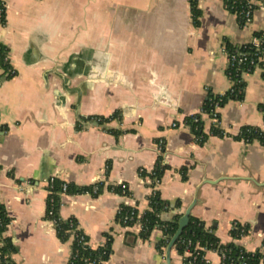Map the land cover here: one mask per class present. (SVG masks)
Here are the masks:
<instances>
[{
  "label": "crops",
  "instance_id": "obj_1",
  "mask_svg": "<svg viewBox=\"0 0 264 264\" xmlns=\"http://www.w3.org/2000/svg\"><path fill=\"white\" fill-rule=\"evenodd\" d=\"M4 2L0 43L14 74L0 67V203L11 217L3 235L17 247L16 264L68 262L72 239L60 240L45 216L50 177L104 183L97 196L63 195L59 208L92 248L111 237L104 264H165L155 246L160 230L142 239L139 226L116 220L122 204L141 215L154 189L165 201L179 199L182 212L195 201L190 215L222 243L233 222L248 225L237 242L264 255V144L236 137L246 125L264 128L261 71L243 75L242 100L220 106L222 136L201 114L208 93L230 86L226 42L246 44L264 26V13L243 25L222 0ZM195 114L202 143L184 123ZM96 117L111 118L94 125ZM158 157L167 168L154 184L139 172H150ZM122 183L128 196L107 188ZM205 259L221 264L215 250ZM170 261L183 264L174 248Z\"/></svg>",
  "mask_w": 264,
  "mask_h": 264
},
{
  "label": "trees",
  "instance_id": "obj_2",
  "mask_svg": "<svg viewBox=\"0 0 264 264\" xmlns=\"http://www.w3.org/2000/svg\"><path fill=\"white\" fill-rule=\"evenodd\" d=\"M191 4L194 22L197 23L195 16L198 14V11L195 8L194 2ZM0 23L1 25L5 23L4 0H0ZM253 34L258 33L254 32ZM225 48L229 53L244 51L249 57H256L257 53H259V50L251 47V45L247 43L235 46L226 42ZM7 54L8 48L0 43V67L4 71L12 68L9 64ZM13 74L14 72L8 73L7 77H11ZM236 85L242 88V93L237 97L227 93L223 96L222 100L219 101L220 106L225 104L228 100H242L244 81L236 83ZM217 100L218 98L214 94L208 93L201 109L205 113L211 112ZM261 108L264 110V106ZM195 117H198V121H194L192 115L186 117L185 121L189 125V129L192 133L200 138L198 142L202 143L206 137L202 132V119L198 114H195ZM110 118L111 117H96V120L99 124H103L108 122ZM211 133L219 136H222L223 134L218 127L214 126L211 127ZM236 137L247 142L258 140L264 144V130L257 126L246 125L241 127ZM166 168L167 166L162 164L161 157H158L156 165L150 172H146L142 169L140 170L139 175L141 177L148 176L153 183L159 182ZM183 171L185 172V169H183ZM184 172L183 177H185ZM63 184L66 185V194L89 193L92 196H97L103 191L104 183L97 182L87 186H76L72 183L54 178L48 187L49 190H51V193L46 197L45 212L46 218L53 221L57 237L62 241H66L69 238L72 239L70 256L67 264H104L111 253V237L105 235L104 243L96 248H92L88 243V237L78 228V222L75 218L70 217L63 219L60 217L59 208L61 200L58 193ZM93 186L97 187L96 192H92ZM107 188L117 194H122L123 191H125L124 193L129 194L128 187L125 183L109 185ZM148 200V209H146L138 219L141 223L139 236L142 239H147L154 229L160 230L161 237L156 242L155 246L160 255H163L167 244L178 227V221L183 215V212L180 211L181 201L179 199H176L173 203L165 201L161 199L159 191L157 190L149 196ZM120 207L121 210L117 211L116 220L124 226H133L137 221L136 217L127 219L125 223H122V218L126 215H131V212L134 211L133 207L126 204H122ZM136 211L137 210H135V212ZM165 212H172L169 219L162 218V214ZM10 220L11 217L6 211L5 206L0 203V264H16L11 259V254L17 251V247L12 242L11 238L3 235ZM248 231V225L233 222L229 230L230 240L226 243H222L219 237L215 234L213 227H206L203 220L189 215L188 223L175 241L173 248L178 255L181 256L183 264H205L201 258L206 250L217 251L221 257V264H260L261 262H264V255L258 251H248L237 242V240L243 235H246ZM186 250L189 251V254H186Z\"/></svg>",
  "mask_w": 264,
  "mask_h": 264
},
{
  "label": "built area",
  "instance_id": "obj_3",
  "mask_svg": "<svg viewBox=\"0 0 264 264\" xmlns=\"http://www.w3.org/2000/svg\"><path fill=\"white\" fill-rule=\"evenodd\" d=\"M224 3L225 8L236 15V17L239 19V21L243 25H248L252 23L254 13L256 11H260L264 13V0H222ZM1 26V23H0ZM258 34H253L250 38V40L247 42V44H250L251 47L256 48L259 50V53H257L256 57H249L246 52L244 51H237L233 53L227 52L226 48L224 47V52L227 55V68H226V75L230 81V86L227 90L221 91L218 93H215L214 95L218 98V100L215 102L214 108L211 112L205 113L201 109V114H204L208 117V119L211 121L212 126L217 127L218 126V110L220 108L219 101L222 100L223 96H225L227 93L234 95V97H237L240 93H242V88L236 85V83L243 82V75L245 73H250L255 69H259L262 73V76L264 77V26L259 30L256 31ZM8 58V55H7ZM14 70L12 68H9L7 71H5L6 74L13 73ZM238 100V99H235ZM192 118L194 121H198V117H195V115H192ZM185 125L189 127V125L184 121ZM175 126V124H173ZM264 130V128H262ZM195 140L198 142L200 138L198 136H194ZM158 149L161 152L163 147V141H158L157 143ZM54 177H50L48 179V187L51 184ZM157 182H154V184ZM48 195L51 193V190H47ZM97 187L93 186L92 192H96ZM156 190L152 193H154ZM123 193L121 195L128 196L129 194ZM66 194V185L63 184L61 190L59 191L58 195L61 198L63 195ZM89 194V193H88ZM134 211L131 212V215H126L124 218H122V223H125L127 219H132L133 217H136L137 221L133 225H137L141 227V223L139 222L140 215L138 214V211L135 212L136 208L132 206ZM121 210V207L118 208V211ZM53 222V221H52ZM244 236V235H243ZM197 249V248H196ZM186 254H189V251L186 250ZM205 264H207V260L205 259V254L201 258Z\"/></svg>",
  "mask_w": 264,
  "mask_h": 264
},
{
  "label": "water",
  "instance_id": "obj_4",
  "mask_svg": "<svg viewBox=\"0 0 264 264\" xmlns=\"http://www.w3.org/2000/svg\"><path fill=\"white\" fill-rule=\"evenodd\" d=\"M92 124L98 125V122L97 121H92ZM194 203H195V201H193L192 203H190L188 205V207L185 209V211L183 212V215L180 217V219L178 221V227H177L174 235L171 237L169 243L167 244V246L165 248V254H164L165 264H171V261H170V252H171V250L173 248V245H174L175 241L180 236V234L182 233L183 229L185 228V226L188 223L190 211H191L192 207L194 206Z\"/></svg>",
  "mask_w": 264,
  "mask_h": 264
}]
</instances>
